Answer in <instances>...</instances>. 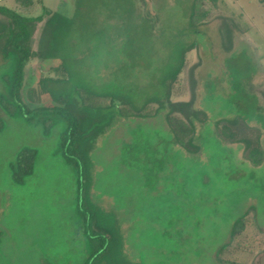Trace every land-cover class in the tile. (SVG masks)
Instances as JSON below:
<instances>
[{
    "label": "rangeland",
    "instance_id": "374dc122",
    "mask_svg": "<svg viewBox=\"0 0 264 264\" xmlns=\"http://www.w3.org/2000/svg\"><path fill=\"white\" fill-rule=\"evenodd\" d=\"M32 1L22 8L0 0L22 17H38L42 7L56 14L38 26L44 37L33 48L43 62L37 57L23 67L25 105H54L65 95V108L74 86L120 89L132 100L140 89L149 94L144 99L152 92L161 99L178 70L170 100H193L206 118L196 124L192 153L174 144L161 114L110 116L104 135L87 144L89 200L117 215L123 236L121 258L103 263L218 264L215 251L227 244L221 259L264 264V0H205L208 15L197 33L188 26L192 0ZM59 64L64 83L50 80L63 78L48 70ZM12 69L0 51V77ZM45 119L52 121L46 134ZM0 120V264H83L89 232L77 214L75 170L59 147L66 122L51 112L10 117L1 108ZM236 120L248 137L256 134L263 159L256 167L244 146L215 126ZM23 148L36 158L17 184L9 165ZM247 210L243 232L231 240L233 222Z\"/></svg>",
    "mask_w": 264,
    "mask_h": 264
},
{
    "label": "trees",
    "instance_id": "16d2710c",
    "mask_svg": "<svg viewBox=\"0 0 264 264\" xmlns=\"http://www.w3.org/2000/svg\"><path fill=\"white\" fill-rule=\"evenodd\" d=\"M37 1L41 4V0ZM204 2L205 0H192L190 3L187 15L188 26L194 33L198 32L208 15L204 10ZM14 3L18 7L27 8L32 5L33 1L14 0ZM41 12L42 14L38 17L26 18L14 10L0 6V18L3 19L2 24L0 22V51L4 59L11 58L13 61L12 71L4 73L0 77L5 88V93L0 95V108L10 117H21L29 120L33 115L51 112L58 114L66 122L65 129L59 134V147L62 159L75 170L77 214H79L82 222V231L86 229L89 232L84 237L87 254L83 264H102L106 259H116L117 261L121 258L119 257V248L123 236L120 232L117 215L107 213L105 209H100L89 200L92 184L91 167L93 165L90 159L91 150H88L87 144L97 136L104 135L110 116L120 119L147 120L161 114L174 144L188 153H192L197 150L193 144L196 124L203 122L206 118L203 112L195 109L193 100L179 102L170 100L171 87L178 70L169 77L171 83L165 85L160 95L161 99L155 98L154 92L148 97L149 99H144L145 95L149 94L148 92L143 94L140 89L137 100H132L126 97L124 91H119L120 89L102 94L94 93L85 87L74 86L72 101L66 102L65 108L60 105V102L67 100L65 98L68 97L65 95L56 96V99L53 98L56 102L55 106L46 104L28 107L20 97L23 67L29 60L40 58L33 45L35 43L37 48L41 47L45 27H42L41 33H39L38 26L44 21V18H48L47 21L50 22L56 15L44 7H42ZM48 24H44V26ZM42 59L44 58L41 57L38 60L43 62ZM48 70L63 76L61 79H50L52 82H63L68 78L63 64L50 66ZM44 79L36 77L35 81L38 82L39 80V83L42 84ZM135 93L137 94L136 91L131 92L132 95ZM141 97L143 98L141 99ZM152 103L156 105L155 108L151 107ZM139 104L140 106L137 107ZM51 123L52 121L49 119L43 120L42 125L45 134L52 127ZM215 126L225 140L244 146L245 158L252 166L256 167L262 163V153L259 150L255 133L248 137L247 132L238 124L237 120L236 122L219 121ZM2 127L3 122L0 120V128ZM35 158L36 152L34 150L23 148L18 152L15 161L9 165L11 180L14 183L21 184L25 178L32 174ZM248 210L233 222L229 233L231 240L243 232ZM227 246V244L222 245L215 251L214 258L217 263L240 264L220 258ZM107 264L111 263L107 262Z\"/></svg>",
    "mask_w": 264,
    "mask_h": 264
}]
</instances>
